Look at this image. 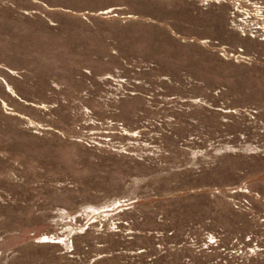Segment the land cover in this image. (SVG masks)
Returning <instances> with one entry per match:
<instances>
[{
	"label": "rangeland",
	"instance_id": "rangeland-1",
	"mask_svg": "<svg viewBox=\"0 0 264 264\" xmlns=\"http://www.w3.org/2000/svg\"><path fill=\"white\" fill-rule=\"evenodd\" d=\"M74 1L0 0V264H264V0Z\"/></svg>",
	"mask_w": 264,
	"mask_h": 264
},
{
	"label": "crops",
	"instance_id": "crops-1",
	"mask_svg": "<svg viewBox=\"0 0 264 264\" xmlns=\"http://www.w3.org/2000/svg\"><path fill=\"white\" fill-rule=\"evenodd\" d=\"M128 8L129 7L124 3H122L121 5L120 3H116V2L105 3V2H97V0H75L72 3V6H70L69 8L68 7L65 8L66 10L68 9L69 12H63L61 13V15H82L81 12H86V11L90 12L89 15H101L100 13L105 11H113L116 9H128ZM122 15L134 16L139 14L130 11V12H124ZM182 15H186V14H182ZM193 15H197V14H193ZM212 15H214V13ZM128 22H131L130 19L128 20ZM205 24H206V29L212 28L214 24L213 18L207 19Z\"/></svg>",
	"mask_w": 264,
	"mask_h": 264
}]
</instances>
